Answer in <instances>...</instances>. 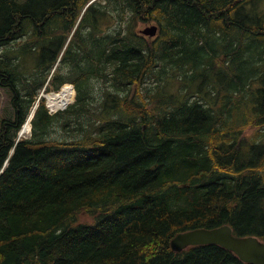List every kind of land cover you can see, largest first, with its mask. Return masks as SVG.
Instances as JSON below:
<instances>
[{
	"label": "trees",
	"instance_id": "1",
	"mask_svg": "<svg viewBox=\"0 0 264 264\" xmlns=\"http://www.w3.org/2000/svg\"><path fill=\"white\" fill-rule=\"evenodd\" d=\"M49 77L76 100L43 98L17 140ZM0 86V264H252L170 242L223 224L264 240V0H0ZM58 123L78 134L48 138Z\"/></svg>",
	"mask_w": 264,
	"mask_h": 264
},
{
	"label": "water",
	"instance_id": "2",
	"mask_svg": "<svg viewBox=\"0 0 264 264\" xmlns=\"http://www.w3.org/2000/svg\"><path fill=\"white\" fill-rule=\"evenodd\" d=\"M141 32L153 37L157 24L147 25ZM219 244L234 252L242 261L264 264V240L256 235H238L229 224L214 227H197L177 233L170 242L175 251H182L199 244Z\"/></svg>",
	"mask_w": 264,
	"mask_h": 264
},
{
	"label": "rangeland",
	"instance_id": "3",
	"mask_svg": "<svg viewBox=\"0 0 264 264\" xmlns=\"http://www.w3.org/2000/svg\"><path fill=\"white\" fill-rule=\"evenodd\" d=\"M152 24H156L155 22H140L138 24V30L139 32L145 28L147 25H152ZM149 37V36H148ZM152 38L153 37H149ZM5 49V48H4ZM33 56H30L27 60H23V65L20 66L19 68L22 67L23 71L27 74L31 73L33 71V69L35 68V63L36 61L33 60ZM239 65H237L238 67ZM46 78L48 76V74L45 75ZM180 77L175 78L173 80L170 81V85H169V90L176 93L178 91V87L180 86V84L182 83L180 81ZM49 87L48 90L50 91H53L54 89L53 88H50V84L47 85ZM45 85L44 89L47 87ZM103 86V84H102ZM43 87L39 90L38 94L40 95H43V93L45 92H48V90H43ZM190 87L192 89L193 92L195 93H203L205 92V90L203 89L202 92H197L198 88H199V85L198 83H192L190 84ZM205 87V85H204ZM60 90V89H59ZM55 91V90H54ZM100 94H102V91L99 89V92L97 93V96H98V100L94 103L93 105V110H98L100 108V104L102 102V97L100 96ZM39 97V96H38ZM12 98H13V94L6 88H3L2 86H0V120L3 116L7 115V116H13L14 114V107L12 106ZM76 99V90H75V98L73 100V102L75 101ZM72 102V103H73ZM237 111H241V108H239ZM31 113V111H30ZM30 115V114H29ZM75 126L74 122L72 123V126ZM77 128L76 126L74 127V129ZM255 127H249L246 131L247 133L251 134L255 131ZM32 131V129H31ZM20 133V131H19ZM78 134V130H73V134H69V132L65 131L63 126H62V123H58L56 124L51 130H50V133L48 135V138L50 139H67V138H70V137H75L76 135ZM32 136V132H30L29 134H27L26 136H22V137H30ZM80 220L82 221H89L91 220V216L86 213V212H83L80 214Z\"/></svg>",
	"mask_w": 264,
	"mask_h": 264
},
{
	"label": "bare ground",
	"instance_id": "4",
	"mask_svg": "<svg viewBox=\"0 0 264 264\" xmlns=\"http://www.w3.org/2000/svg\"><path fill=\"white\" fill-rule=\"evenodd\" d=\"M230 9V8H229ZM52 110L63 108L71 104L75 98V88L71 84H65L58 92L45 94ZM32 128L31 119L23 126L21 134L26 136Z\"/></svg>",
	"mask_w": 264,
	"mask_h": 264
}]
</instances>
